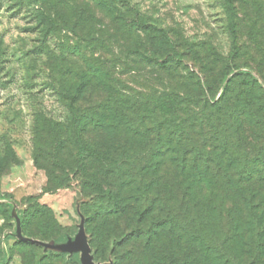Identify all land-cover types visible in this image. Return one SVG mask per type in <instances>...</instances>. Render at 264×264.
Wrapping results in <instances>:
<instances>
[{
	"label": "trees",
	"instance_id": "obj_1",
	"mask_svg": "<svg viewBox=\"0 0 264 264\" xmlns=\"http://www.w3.org/2000/svg\"><path fill=\"white\" fill-rule=\"evenodd\" d=\"M227 11L231 49L217 70L137 19L171 53H135L167 79L139 90L96 80L105 95L95 102H84L88 78L65 82L70 118L38 120L34 161L47 173L45 192L77 182L91 244L113 264H264V35L253 31L245 47L231 0ZM2 145V164H17Z\"/></svg>",
	"mask_w": 264,
	"mask_h": 264
},
{
	"label": "rangeland",
	"instance_id": "obj_2",
	"mask_svg": "<svg viewBox=\"0 0 264 264\" xmlns=\"http://www.w3.org/2000/svg\"><path fill=\"white\" fill-rule=\"evenodd\" d=\"M129 1L138 14L119 0H0V146L10 143L19 158L9 168L0 161V264L114 263L91 244L77 182L45 192L47 173L35 165L38 120L70 118L65 82L91 81L84 102L104 97L98 80L113 90L159 87L166 76L134 49L159 59L171 52L137 19L168 30L182 51L196 48L212 71L230 52L227 0ZM231 1L246 47L253 31L264 35V0Z\"/></svg>",
	"mask_w": 264,
	"mask_h": 264
}]
</instances>
